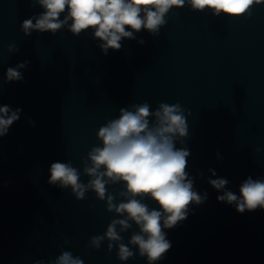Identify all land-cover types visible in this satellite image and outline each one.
<instances>
[{
	"label": "clouds",
	"instance_id": "1",
	"mask_svg": "<svg viewBox=\"0 0 264 264\" xmlns=\"http://www.w3.org/2000/svg\"><path fill=\"white\" fill-rule=\"evenodd\" d=\"M31 7L37 5L43 11L22 21L20 30L25 36L33 32H50L55 35L67 28L74 36L91 32L104 55L109 49L120 50L123 39H136L135 33L142 29L153 37L167 23L166 16L172 9L185 5L193 11H209L214 16L231 18L250 17L254 5L264 0H28ZM130 29V30H129ZM143 45L145 41H137ZM9 53L19 48L10 44ZM29 62L8 67L3 83L22 81L21 69ZM20 108L0 106V138L7 135L9 128L20 119ZM29 123H33L31 120ZM100 145L93 146L83 160L82 173L71 161L53 162L49 168L48 184L61 189H70L76 200H83L92 191L96 199L106 203V211L119 218L112 219L103 235L90 237L89 247L99 250L107 241V251L117 249L121 262L138 255L147 259V264H156L164 259L171 249L165 229H172L187 219L190 206L200 205L207 200L194 190L193 178L187 172L190 151L187 147L177 148V141L183 143L188 137V123L185 109L179 104L161 102L155 110L144 102L120 108L118 118L102 125L97 132ZM259 152L260 149H255ZM216 176L213 169H209ZM87 176V183L81 175ZM201 175H203L201 173ZM123 184V189L113 194L108 186ZM208 183L217 191L218 202L234 205L243 214L264 209V178L249 176L239 188V196L225 190L226 178L209 179ZM150 199L158 209L144 203ZM128 243L122 233L132 229ZM65 244L69 241L65 239ZM133 247L137 252L133 251ZM34 264H45L37 260ZM48 264H84L79 256L62 251Z\"/></svg>",
	"mask_w": 264,
	"mask_h": 264
}]
</instances>
